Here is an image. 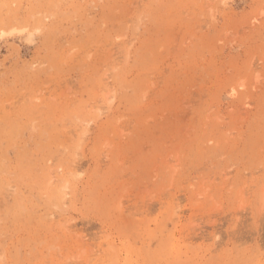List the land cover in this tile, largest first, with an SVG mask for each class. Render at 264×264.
<instances>
[{
	"label": "rangeland",
	"instance_id": "374dc122",
	"mask_svg": "<svg viewBox=\"0 0 264 264\" xmlns=\"http://www.w3.org/2000/svg\"><path fill=\"white\" fill-rule=\"evenodd\" d=\"M0 264H264V0H0Z\"/></svg>",
	"mask_w": 264,
	"mask_h": 264
}]
</instances>
